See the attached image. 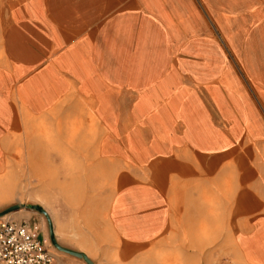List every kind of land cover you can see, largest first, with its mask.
Masks as SVG:
<instances>
[{
  "label": "crops",
  "instance_id": "obj_1",
  "mask_svg": "<svg viewBox=\"0 0 264 264\" xmlns=\"http://www.w3.org/2000/svg\"><path fill=\"white\" fill-rule=\"evenodd\" d=\"M74 104L96 165L125 168V245L264 264V0H0V176L28 120Z\"/></svg>",
  "mask_w": 264,
  "mask_h": 264
},
{
  "label": "rangeland",
  "instance_id": "obj_2",
  "mask_svg": "<svg viewBox=\"0 0 264 264\" xmlns=\"http://www.w3.org/2000/svg\"><path fill=\"white\" fill-rule=\"evenodd\" d=\"M70 120H28L7 151L0 176V213L37 222L49 249L65 264H239L234 247L133 249L112 224V197L124 167L96 165L98 131L92 112L74 104ZM34 150V156L33 152Z\"/></svg>",
  "mask_w": 264,
  "mask_h": 264
},
{
  "label": "built area",
  "instance_id": "obj_3",
  "mask_svg": "<svg viewBox=\"0 0 264 264\" xmlns=\"http://www.w3.org/2000/svg\"><path fill=\"white\" fill-rule=\"evenodd\" d=\"M0 264H65L49 249L37 222L0 216Z\"/></svg>",
  "mask_w": 264,
  "mask_h": 264
},
{
  "label": "water",
  "instance_id": "obj_4",
  "mask_svg": "<svg viewBox=\"0 0 264 264\" xmlns=\"http://www.w3.org/2000/svg\"><path fill=\"white\" fill-rule=\"evenodd\" d=\"M1 215H2V214L0 213V216H1ZM51 241H52V244H53L57 249H59V250H61V251H63V252H66V253H68V254H70V255L76 256V257H82L86 262H88L89 264H91L90 261H88V259L86 258V256H85L84 254H82V253H78V252H75V251H72V250H68V249H65V248H62V247L58 246V245L55 243L53 237L51 238Z\"/></svg>",
  "mask_w": 264,
  "mask_h": 264
}]
</instances>
